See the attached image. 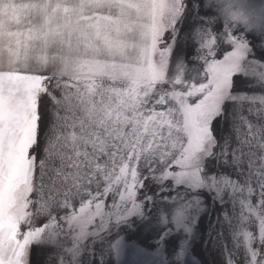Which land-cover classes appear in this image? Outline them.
<instances>
[{
    "label": "snow or ice",
    "instance_id": "snow-or-ice-1",
    "mask_svg": "<svg viewBox=\"0 0 264 264\" xmlns=\"http://www.w3.org/2000/svg\"><path fill=\"white\" fill-rule=\"evenodd\" d=\"M199 247L264 264V0H0V264Z\"/></svg>",
    "mask_w": 264,
    "mask_h": 264
},
{
    "label": "rangeland",
    "instance_id": "rangeland-1",
    "mask_svg": "<svg viewBox=\"0 0 264 264\" xmlns=\"http://www.w3.org/2000/svg\"><path fill=\"white\" fill-rule=\"evenodd\" d=\"M259 2V0H257ZM214 217H212V222L214 223ZM198 256H191L188 258L189 264H194V262H198L199 260H203L205 264H212L213 254H211L205 247L197 248Z\"/></svg>",
    "mask_w": 264,
    "mask_h": 264
}]
</instances>
